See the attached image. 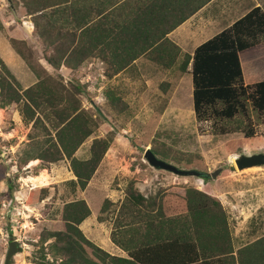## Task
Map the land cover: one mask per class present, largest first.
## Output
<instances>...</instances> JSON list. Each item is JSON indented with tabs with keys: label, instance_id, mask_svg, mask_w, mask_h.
Listing matches in <instances>:
<instances>
[{
	"label": "rangeland",
	"instance_id": "rangeland-1",
	"mask_svg": "<svg viewBox=\"0 0 264 264\" xmlns=\"http://www.w3.org/2000/svg\"><path fill=\"white\" fill-rule=\"evenodd\" d=\"M224 1L210 12L216 14L219 26L228 25L253 5L262 6L264 2ZM68 3L83 9L94 6L95 0H66L57 7L64 8ZM30 7L33 13L28 14L21 0H0V64L5 70L0 65V75L11 77L18 91L40 81L47 89L55 85L63 98L70 94L76 98L78 107L89 118L91 132L74 151L75 159L89 156L93 139L107 140L108 147L84 188L72 189L69 181L74 178L66 158L33 159L53 138L55 118L47 101L33 110L38 118L34 125L33 119L24 121L19 113L17 106L21 102L0 108V264L11 239L15 241V252L6 264H42L43 258L50 260L45 244L49 239L42 241L43 233L62 230V204L79 198L84 199L89 212L78 228L91 244L105 252L111 235L121 238L123 230L131 227L141 231V212L154 210L166 194L175 202L187 187L220 204L233 251L264 234V164L243 169L234 165V159L241 154L264 152V112L251 106L250 98L243 100V111L233 117L213 116L207 108L208 117L197 121L190 107V53L179 50L168 57L150 48L131 67L127 65L125 71L122 68L113 74H109L106 64L90 57L71 69L62 64L53 66L46 59L58 54L55 44L68 43L64 33L76 35V31L69 15L66 20L67 10L61 12L48 6L42 10L46 14L43 18L36 6ZM44 20L48 27L42 31ZM212 29L210 32H215ZM56 33L63 35L55 38ZM261 40L252 47V58L243 63H257L259 75L248 80L241 66L243 83L264 79V38ZM88 61L95 64L89 65ZM57 91L47 96L56 104L59 100L53 99V94L57 95ZM1 93L0 90V97ZM219 106L217 102L213 109ZM245 131L252 132V136L244 137ZM148 148L177 169L195 170L205 176L177 175L148 165L143 157ZM44 187L47 195L35 203L33 192ZM135 191L152 200L148 206H144L147 202L139 204L137 212L128 197ZM104 199L109 202L100 213ZM85 249L91 257L89 249Z\"/></svg>",
	"mask_w": 264,
	"mask_h": 264
},
{
	"label": "trees",
	"instance_id": "trees-1",
	"mask_svg": "<svg viewBox=\"0 0 264 264\" xmlns=\"http://www.w3.org/2000/svg\"><path fill=\"white\" fill-rule=\"evenodd\" d=\"M31 1L21 0L28 14L33 13L30 5L36 6L35 9L42 14L45 7L55 8L66 2L40 0L41 4H38V0ZM101 1L104 5H110L115 0ZM125 1L122 0L117 6L122 8ZM136 1L138 4L134 3L135 9L132 10L130 19L120 18L115 21L110 16L116 15L117 9L101 14L98 8L96 16L99 17L95 19L88 15L87 7L82 9L72 3L64 5V8L58 6L57 11L67 10L66 20L69 15L70 25L76 35L73 32L64 33L65 35L56 33L55 38L63 35L67 37L68 43L57 42L55 48L58 54L55 58L48 56L46 60L53 66L62 64L71 69L94 54L107 63L109 74H113L147 52L146 48L149 46L157 54L165 53L169 57L171 52L176 53L178 49L162 36L163 33L181 23L207 0ZM164 5H169L170 8L164 10ZM40 17L44 18L46 14ZM165 20L170 23L166 27H160V23ZM152 21L157 22L150 23ZM47 27V21L44 20L40 29L43 31ZM261 38H264V2L262 6L253 5L243 16L193 48L189 56L190 107L197 121L208 117L207 108L213 116L233 117L238 111H243L242 102L247 97L251 100V106L264 112V79L243 83L240 70L242 66V74L248 80L259 75L257 63H243L252 58L249 56L252 47L259 45ZM139 43L142 45L137 47ZM97 45L101 47L96 53L91 47ZM108 49L110 50L107 51ZM1 69L5 72L2 65ZM10 79L11 77L0 75V108L10 102H21L17 106L19 113L24 121L33 119L34 125L38 118L33 110L47 101L55 118L53 138H49L44 150L33 159L55 161L66 158L74 178L69 184L72 189L84 188L108 147L107 140H91L89 156L75 159L74 151L80 141L91 132L87 126L89 118L78 107L76 98L71 94L63 98L55 85L47 89L44 82L40 81L18 91ZM52 90L57 91V95L53 94V99L59 100L57 104L47 97ZM217 102L220 106L213 109ZM250 136L252 132H244V137ZM47 193L46 187L37 189L32 194V200L40 202ZM128 197L132 201L130 206L136 212L140 208L139 204L147 202L144 206H148L152 201L145 199L137 191L130 193ZM176 200L174 202L171 195H163L161 204H155L154 210L141 212V231L138 227H131L123 230L121 238L110 236L112 244L125 250L126 257L109 255L91 244L83 235L78 225L89 212L84 199L64 203L59 213L63 229L45 230L43 233L42 241L49 239L45 244L51 258L44 259L42 255V264H264V234L233 251L226 216L217 200L192 187H187L182 198ZM108 202L107 199L103 200L99 207L100 213ZM181 208L183 211H179ZM85 247L89 249L91 257Z\"/></svg>",
	"mask_w": 264,
	"mask_h": 264
},
{
	"label": "crops",
	"instance_id": "crops-1",
	"mask_svg": "<svg viewBox=\"0 0 264 264\" xmlns=\"http://www.w3.org/2000/svg\"><path fill=\"white\" fill-rule=\"evenodd\" d=\"M121 1L122 0H115L110 5L108 3H106L104 5V4L100 3V2H102L101 0H95V4H93L94 6L87 9L88 15L93 16L95 19H97L99 17V16H96L97 15L96 10L98 8L101 10V14H105L107 11L117 9L116 10L117 14L116 15L113 14V16H110L111 20L115 21V20L120 19V18L130 19L132 16L131 12H132V10L135 9L134 3L138 4V2L136 0H126L125 5L122 8H119L117 5L121 4ZM215 1H216V3L213 4V2H215ZM224 2L227 3L226 0ZM143 3L145 4L146 2L143 1ZM217 3H220L221 5L223 4V2H221V0H207L204 4L201 5L200 8L198 7L193 13L189 14L186 18H184L181 23L174 26V28H172L170 31L163 33L162 36L167 41H170L172 44H174L180 52L184 51V52H189L191 54L193 48L197 44L199 45L200 43L205 41L207 38H209L211 35L215 34L220 29L225 27L222 25L221 26L216 25L218 23V21L214 18L215 17L214 15H216V14L210 13L211 10H213V8H216L218 6V5H216ZM162 7H163V5H162ZM166 8L168 9V8H170V6L164 5V10ZM153 22H157V21H152L150 23H153ZM169 23L170 22H167L165 20L162 23H160V27H166ZM211 29L214 30L215 32H210ZM208 32H209V34H208ZM139 45H142V43H139L137 45V47ZM100 47H101L100 45H97L96 47H91V49H92V51L97 53V51ZM149 48H150V46L148 47V49ZM110 49H108L107 51H109ZM134 49H136V48H134ZM148 49L146 48V50H148ZM89 57L98 61V63H100V64H107L103 60H101L99 58V56H96L94 54L88 56V58ZM135 59H133L129 64H127L128 67L132 66L131 64L135 62ZM87 63L89 65L92 63L95 64L94 62H90V61H88ZM127 65H124L122 67L123 70ZM122 68L119 69L118 72L123 71ZM33 161L34 160H31V162H33ZM255 238H257V237H255ZM110 243L111 242H109V245L107 246V249H109L107 251L109 255H118V256L126 257L125 250L119 248L115 244H112V243L110 244Z\"/></svg>",
	"mask_w": 264,
	"mask_h": 264
},
{
	"label": "water",
	"instance_id": "water-1",
	"mask_svg": "<svg viewBox=\"0 0 264 264\" xmlns=\"http://www.w3.org/2000/svg\"><path fill=\"white\" fill-rule=\"evenodd\" d=\"M143 157L147 164L161 168L162 170L171 172L173 174L177 175H183L186 173H192L199 176V174H203L205 176V173L196 172L195 170H180L174 167L173 165L162 161L160 158L156 157L154 153L148 148L144 150ZM264 164V152H255L251 155H239L234 159V165L237 169H243L246 167H252L253 165H259ZM210 176H213V173H210ZM15 241L9 240L7 243L6 253L4 256L3 264H6L7 260L9 259L10 255L15 252L14 247Z\"/></svg>",
	"mask_w": 264,
	"mask_h": 264
}]
</instances>
